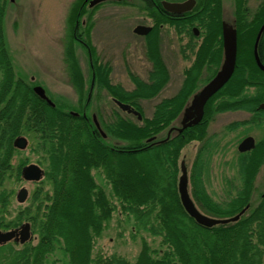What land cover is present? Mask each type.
Masks as SVG:
<instances>
[{
    "label": "trees",
    "instance_id": "obj_1",
    "mask_svg": "<svg viewBox=\"0 0 264 264\" xmlns=\"http://www.w3.org/2000/svg\"><path fill=\"white\" fill-rule=\"evenodd\" d=\"M88 1L73 0L66 17L64 64L78 102L85 104L89 90L75 56V46L92 55L95 88L131 106L142 115V120L121 116L117 110L112 111V117L106 122L100 120L106 136L123 142L113 145L100 137L87 116L82 117L79 112L78 116H71L65 106L53 102L55 106L51 108L36 97L33 85L17 76L13 69L3 30L7 0H0V230L14 229L26 221L37 237L35 244L31 240L23 245L14 242L1 245L0 264H264V192L251 204L254 181L264 164V133L251 152L236 154L235 178L223 179L226 192L222 202L213 200L205 186L213 150L203 149L196 154L189 175L190 195L196 207L209 217L226 219L248 206L237 221L209 229L198 226L188 217L177 192L181 150L190 141L204 137V123L177 134L166 143L155 145L153 142L162 139L157 136L172 125L195 93L201 73L210 79L220 66L221 0H196L191 16L181 20L163 18L161 0H143L147 4L144 9L155 25L145 39V55L151 69L144 81L126 68L133 85L131 91L111 84L110 65L94 56L89 36L92 23L88 21L84 27L80 23L87 13ZM263 23L264 0L252 14L247 9V0H234L235 69L227 84L209 99L202 119L204 122L213 114L225 111L253 113L249 122H235L225 128V131L239 132L238 137L253 128L264 130V111L256 110L264 102V72L257 68L252 54L256 34ZM161 24L173 27L178 35L188 36L190 41L181 52L184 56L187 52L194 53V59L184 70L178 91L159 101L151 117L144 118L139 102L155 98L169 79L158 47ZM193 24L202 31L203 40L198 48L191 46ZM75 35L80 36L82 44L76 41ZM257 52L264 64V31ZM19 136H28L31 148L40 155L38 163L44 166V177L32 194L33 205L20 209L8 221L5 215L13 192L5 188V182L11 178L20 180V170L26 165L22 160L16 166L12 164L18 154L12 144ZM152 137L155 139L148 142ZM92 170L102 175L110 196L97 185ZM44 185H48L47 191H43ZM112 199L118 203L120 212L133 221L135 232L144 231L160 238L165 250L159 257L153 255L155 251L142 239L133 263L116 255L93 258L94 238L102 232L114 211ZM56 254L59 258L53 260Z\"/></svg>",
    "mask_w": 264,
    "mask_h": 264
},
{
    "label": "rangeland",
    "instance_id": "obj_2",
    "mask_svg": "<svg viewBox=\"0 0 264 264\" xmlns=\"http://www.w3.org/2000/svg\"><path fill=\"white\" fill-rule=\"evenodd\" d=\"M72 1L14 0L10 2L7 0L3 21L6 47L11 57L15 74L26 83H30L33 86H41L45 90L46 95L56 105L65 106L69 111L77 113L84 112L90 119L95 117L98 123L100 120L106 122L112 117L113 110L120 112L112 104L111 98L107 93L98 90L92 92L88 102L89 107L86 108L83 103L79 104L77 94L68 83L63 52L67 35L66 17ZM260 2L261 0H247L249 14L255 12ZM141 7L142 4L138 0H124L122 4L105 2L94 7V9L87 10V12L91 11L92 13L91 22L93 28L90 39L99 61L110 65L112 69L110 82L120 85L126 91L133 89V85L128 79L126 68L143 80L147 79V74L151 69V65L145 57L144 39L137 37L132 32L137 25H152V22ZM221 10L222 20L233 24L234 0H221ZM82 19L85 21L86 17L84 16ZM184 44L185 40L177 36L172 29H161L160 51L169 71L170 81L154 99L139 102L144 118L151 117L154 106L159 101L173 96L178 91L183 79L182 71L189 65V62L184 61L181 57V50ZM75 53L82 73L87 80L86 85H88L90 73L85 52L81 47L75 46ZM202 75L201 79L204 80L206 75ZM120 114L121 116H128L123 112H120ZM243 119H246V117L240 111L217 114L210 121L207 129L209 141L217 144L218 147L215 146V151L208 167V175L205 177V186L207 193L217 202H222L225 199L226 188L223 179H232L234 177L236 146L242 138V136L238 137L239 132L225 131L224 127L229 123ZM179 121L180 119L178 121L175 120L170 127H177ZM166 131L167 129L158 135L157 138H163L166 135ZM250 135L256 141V139L258 140L262 137L263 132L253 130ZM23 137L27 140V148L23 151L17 150L18 154L13 157L12 164L16 166L22 160L26 162V165H38L44 171V166L39 164L41 161L40 155L31 148L28 136ZM104 140L113 145L123 144V142L109 136H106ZM198 147L199 144L193 142L185 145L181 150L179 163H184L188 176L190 175L191 165ZM263 170L259 172L254 181V192L251 198L252 205L257 202L260 194L264 192ZM91 174L97 185L110 196V189L102 175L94 170L91 171ZM37 187H39V183L25 182L21 178L18 181L11 178L5 182V188L13 192L5 220L14 219L20 209L23 210L33 205L31 197ZM20 188H25L28 192V198L23 204H19L15 200V195ZM48 188V185H44L43 191H47ZM112 204L114 211L111 218L105 223L102 232L94 238L93 258L100 256L107 258L111 255H116L133 263L140 250L142 239L155 251L153 255L159 257L162 251L165 250L160 238L151 236L144 231L135 232L133 221L120 212L119 205L114 199H112ZM24 222L22 221V223ZM36 238V235L32 234L31 240L33 244L36 243ZM57 258H59V254L52 256L53 260Z\"/></svg>",
    "mask_w": 264,
    "mask_h": 264
},
{
    "label": "water",
    "instance_id": "obj_3",
    "mask_svg": "<svg viewBox=\"0 0 264 264\" xmlns=\"http://www.w3.org/2000/svg\"><path fill=\"white\" fill-rule=\"evenodd\" d=\"M13 2L14 0H9ZM120 0H90L87 4L88 8H93L94 6L103 2H112ZM194 4L193 0H187L181 3H170L161 2V6L164 11L170 14H181L183 12L189 11ZM151 29L149 27L137 26L133 33L137 35H145ZM196 32V30L194 29ZM264 31V24L259 29L254 44H253V58L256 66L262 72H264V65L261 63L257 53V47L261 35ZM221 40H222V62L220 67L214 77L204 86L199 92L193 95L190 105L184 110L183 117L180 121L179 127H172L168 130L166 137L156 142V145L166 143L171 135L180 134L183 130L197 125L204 112V107L207 101L215 95L222 87H224L230 80L236 65V53H237V37L236 29L233 25L222 22L221 23ZM32 92L40 100L44 101L49 107L54 108V103L46 96L44 89L41 86H34ZM113 103L126 114L133 115L138 121L142 119V116L135 110H133L129 105L123 104L115 99ZM264 110V103L259 105V108ZM71 116L76 117L78 114L70 112ZM93 123L95 128L98 130L100 136L105 138V134L101 131L95 117H93ZM153 139H150L151 141ZM27 140L24 137H17L13 141V147L18 151H23L27 148ZM254 148V140L251 137L243 139L238 147L237 151L239 153H245ZM44 171L35 164H29L21 168L20 177L25 182L38 183L43 179ZM177 192L179 196L180 204L184 212L190 217L198 226L203 228H212L217 225H225L237 221L244 212L248 209L246 206L237 215L227 218V219H216L209 217L201 213L197 207L194 205L189 191H188V177L185 165L183 162L180 163V176L177 183ZM28 197V192L25 188H20L16 193V202L23 204ZM32 239L31 229L29 223H24L16 229L9 231H0V245H4L9 242H15L19 245H23Z\"/></svg>",
    "mask_w": 264,
    "mask_h": 264
},
{
    "label": "flooded vegetation",
    "instance_id": "obj_4",
    "mask_svg": "<svg viewBox=\"0 0 264 264\" xmlns=\"http://www.w3.org/2000/svg\"><path fill=\"white\" fill-rule=\"evenodd\" d=\"M123 1L124 0H120V1H112V2H114V3H117V4H122L123 3ZM141 4H142V7H141V9L143 10V12L145 13V15L150 19V21L152 22V25L151 26H144V25H137V26H143V27H149L151 30L147 33V34H145V35H137V34H134V35H136L137 37H141V38H143L144 39V41H145V39H146V37L151 33V31H152V29H154V27H155V25H154V22H153V19L151 18V16L148 14V12H146L145 11V9H144V6L145 5H147L146 3H145V1H143V0H138ZM163 1H165V2H170V3H181V2H184V1H187V0H182V1H168V0H161V1H159V6H160V8H161V12H160V14L161 15H163L162 17L163 18H165V19H171V20H181V19H185V18H187V17H189V16H191V14H192V12H193V10L195 9V6H196V0H193L194 1V4H193V6H192V8L189 10V11H186V12H183V13H181V14H170V13H168V12H166V11H164L163 10V8H162V6H161V2H163ZM104 3V2H103ZM103 3H100V4H98V5H101V4H103ZM98 5H96V6H94V7H97ZM94 7L93 8H88V6H87V4H86V6H85V9H86V12H87V10H91V9H94ZM156 9H158V8H156ZM69 11V10H68ZM93 11V10H92ZM91 15H92V13H91V11L90 12H87L86 14H85V17H86V20L84 21L83 19V21L81 20L80 21V23H81V25H82V27H84L87 23H88V21L89 22H91ZM84 17V16H83ZM223 21V20H222ZM92 23V22H91ZM137 26H135L134 27V29L137 27ZM77 28H78V26H77V21H76V26H75V30H77ZM92 28H93V25H92V27H91V29H90V33H89V36H91V31H92ZM162 28H170V29H172L173 30V32L177 35V36H179V37H181V38H183V40H185V44L183 45V47H182V49H184V46L185 45H187L188 43H189V41L190 40H188V36H186L185 34H180V35H178L177 33H176V31L174 30V28L173 27H171V26H169L168 24H161V25H159L158 26V36H157V40H158V47H159V51H160V31H161V29ZM133 29V30H134ZM194 29L196 30V32L194 31ZM75 30H74V32H73V34H75ZM133 30H132V32H133ZM81 32H79V34H80ZM190 33L192 34V37H193V45H191L192 47L193 46H195V48H198L199 47V45L202 43V40H203V38H202V31H201V29L196 25V24H193V25H191L190 26ZM75 39H76V41L78 42V43H80V44H82V41H81V39H80V36H77V35H75ZM221 42H222V40H221ZM90 44H91V47L94 49V52H95V57L99 60V57L97 56V54H96V50H95V48L93 47V45H92V43H91V39H90ZM145 45V44H144ZM79 47V46H78ZM182 51V50H181ZM85 55H86V57H87V62H88V65H89V84L88 85H86V82H87V80H86V78L84 77V75H83V73H82V76H83V78H84V83H85V87H87V89L89 90V94L87 95V97H86V99H85V101H84V103L85 104H88V102H89V99L91 98V96H92V94H91V92H94L95 90H97L96 88H95V85H94V74H93V72H91L92 71V64H91V61H92V55H91V53H85ZM160 55H162L161 54V51H160ZM75 56H76V53H75ZM77 57V56H76ZM146 57V56H145ZM181 57H182V59L184 60V61H187V62H189V65L187 66V67H185L184 69H183V71H182V77H183V79H182V82H181V84H180V86L182 85V83H183V80H184V70L186 69V68H188L189 66H191V64H192V61H193V59H194V53H192V52H187V54H186V56H184L183 54H182V52H181ZM161 58H162V56H161ZM147 59V58H146ZM78 60V59H77ZM147 61L149 62V60L147 59ZM162 61H163V58H162ZM100 62V61H99ZM150 63V62H149ZM163 63H164V61H163ZM78 64H79V62H78ZM150 65H151V63H150ZM164 65H165V68H166V70H167V72H168V76H169V79H168V82L166 83V85L161 89V91L168 85V83H169V81H170V74H169V71H168V69H167V67H166V64L164 63ZM264 65V64H263ZM79 67H80V65H79ZM80 70H81V68H80ZM111 71H112V69H111ZM81 72H82V70H81ZM134 74V73H133ZM202 74H205L204 72H202L201 73V75H200V78H199V80H198V88H197V90L195 91V93L194 94H192L191 95V97L189 98V100L187 101V103L185 104V107L182 109V111L180 112V114L178 115V117L176 118V120L178 121L179 119H180V121H181V119H182V117H183V113H184V110L190 105V102H191V99H192V97H193V95H195L197 92H199V90L202 88V87H204L213 77H214V75L216 74V72H215V74L209 79H207V76H206V78L204 79V80H202L201 79V76H203ZM67 75V74H66ZM110 75H111V73L109 74V80H110ZM134 75H136V74H134ZM206 75V74H205ZM137 76V75H136ZM137 77H139V76H137ZM67 78H68V75H67ZM140 78V77H139ZM129 79V78H128ZM141 79V78H140ZM147 79H148V74H147ZM146 79V80H147ZM141 80H143V79H141ZM146 80H144V81H146ZM130 81V80H129ZM131 82V81H130ZM68 83H69V85L71 86V84H70V82H69V78H68ZM112 84V83H111ZM132 84V83H131ZM200 84H201V86H200ZM113 85H115V84H113ZM180 86H179V88H180ZM72 87V86H71ZM73 88V87H72ZM223 88V87H222ZM221 88V89H222ZM220 89V90H221ZM219 90V91H220ZM103 91V90H102ZM161 91H160V93H161ZM159 95V94H158ZM214 96V95H213ZM212 96V97H213ZM211 97V98H212ZM169 98V97H168ZM210 98V99H211ZM154 99V98H153ZM113 100L111 99V102H112ZM142 101H145V100H142ZM146 101H149V100H146ZM209 101V100H208ZM208 101H207V103H208ZM141 102V101H140ZM207 103L205 104V107H206V105H207ZM262 103H264V102H262ZM262 103H260V104H262ZM85 104L83 105V106H85ZM259 104V105H260ZM259 105L256 107V110H258V111H264V110H261V109H258L259 108ZM205 107H204V112H203V117H204V113H205ZM225 112H232V111H225ZM225 112H219V113H215V114H213L208 120H206V121H204V122H202V119H203V117H202V119H201V121L197 124V125H199L200 123L201 124H203L204 123V131H205V133H204V137L202 138V139H200V140H192V141H190L189 143H187L186 145H188V144H190V143H193V142H195V143H198L199 144V147H198V149H197V151H196V154L197 153H200L201 152V150H203V149H209V148H211L213 151H215V146H217L218 147V145L217 144H215V143H212V142H210L209 141V137H208V135H207V129H208V126H209V123H210V121L213 119V117L214 116H216L217 114H221V113H225ZM234 112V111H233ZM240 112H242L244 115H245V117H246V119H243V120H240V121H235V122H242V123H245V122H249L251 119H252V117H253V113H251V112H249V111H247V110H242V111H240ZM85 117H86V115H85V113L83 112L82 113ZM93 118V117H92ZM180 121H179V125H178V127L180 126ZM235 122H232V123H235ZM232 123H229L227 126H229V125H231ZM197 125H195V126H197ZM195 126H193V127H195ZM226 126V127H227ZM193 127H190V128H187V129H185V130H188V129H191V128H193ZM226 127H224V130H225V128ZM242 127H244V125L242 126ZM245 127H248V125H246ZM185 130H183V131H185ZM253 130H255V131H258V132H263L264 133V130H260V129H256V128H253V129H251L246 135H244V136H242V138L240 139V141L238 142V144H237V146H236V153L237 154H247V153H249V152H251L252 150H250V151H248V152H245V153H238L237 152V147H238V145H239V143L243 140V139H245V138H247V137H251L253 140H254V145L256 146V144L258 143V140L256 139V141H255V138H253L250 134H252V131ZM182 131V132H183ZM166 132H168V131H166ZM181 132V133H182ZM180 133V134H181ZM167 134V133H166ZM155 138L153 137V140H154ZM153 140H151V141H153ZM151 141H148V142H151ZM185 147V146H184ZM183 147V148H184ZM255 148V147H254ZM253 148V149H254ZM211 152V155H210V161H211V158H212V156H213V154H214V152ZM196 154H195V156H196ZM263 168H264V164L262 165V167L260 168V170H259V172L261 171V170H263ZM259 172H258V174H259ZM263 172H264V170H263ZM257 177V176H256ZM188 181H189V176H188Z\"/></svg>",
    "mask_w": 264,
    "mask_h": 264
},
{
    "label": "bare ground",
    "instance_id": "obj_5",
    "mask_svg": "<svg viewBox=\"0 0 264 264\" xmlns=\"http://www.w3.org/2000/svg\"><path fill=\"white\" fill-rule=\"evenodd\" d=\"M223 57V56H222ZM221 62H222V59H221ZM19 137H23V136H19Z\"/></svg>",
    "mask_w": 264,
    "mask_h": 264
}]
</instances>
